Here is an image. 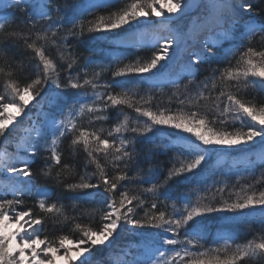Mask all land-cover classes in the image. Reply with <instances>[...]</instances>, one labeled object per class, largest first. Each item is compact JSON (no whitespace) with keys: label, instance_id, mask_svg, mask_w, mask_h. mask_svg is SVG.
Segmentation results:
<instances>
[{"label":"snow or ice","instance_id":"snow-or-ice-1","mask_svg":"<svg viewBox=\"0 0 264 264\" xmlns=\"http://www.w3.org/2000/svg\"><path fill=\"white\" fill-rule=\"evenodd\" d=\"M115 4L122 6L94 14ZM0 8L13 10L0 15V264H100L94 249H111L109 241L118 229L135 235L138 229L148 228L159 231L147 237L131 261L115 264H264V187H256L264 184V171L238 190L234 185L227 194L225 183L215 190L205 187L202 194L195 193V200L182 195L177 198L183 202L181 207L174 201L168 210L166 203L174 177L195 175L194 170L220 152H250L264 161V101L240 95L249 90L264 93V47L252 46L257 36L264 43V0H106L103 5L87 6L73 0H0ZM194 10L197 15L185 31L182 22ZM87 15L92 19H85ZM159 17L163 19H154ZM12 23L17 27H10ZM86 33L123 39L144 55L137 54L132 63L111 70L113 77L124 80L100 83L101 73L88 70L91 61L78 66L69 39L78 44ZM205 33L240 43L228 50L231 56H225L224 68L213 70L212 76L197 84L199 66L216 58L212 48L219 43L212 35L200 41ZM21 47L31 50L35 61L34 76L26 82L17 78L18 72L25 71L23 62L8 57L11 48ZM144 74H151V79ZM185 79L188 82L179 91ZM143 84L176 86L168 103L176 97L179 107L154 106L151 91L144 95L136 91ZM101 88L104 91H97ZM38 96L36 111L25 114ZM110 110L116 111L115 118ZM22 114L24 120L17 123ZM110 119L115 123L105 129L103 123ZM157 126L178 130L172 142L163 146L174 154L163 180L151 170L145 179L138 145L151 143L148 134L158 131ZM10 144L13 151L6 147ZM65 148L73 159L84 154L82 171L65 161ZM37 155L43 160L39 174L55 182L60 196L37 184L33 170ZM130 169L135 176L129 175ZM136 180L150 187L133 191L125 183ZM91 189L97 191H86ZM25 197L33 198L34 205L27 206ZM158 202L164 204L159 210ZM83 203L102 207L80 208ZM257 208L258 218L253 211ZM216 213H233L230 219L241 217L249 229L258 224L259 230L243 242H238L236 232L212 236L215 246L209 247L212 233L207 222ZM85 216L88 221L80 222ZM57 229L59 234H49ZM75 232L78 238H73ZM124 254L130 255L131 249Z\"/></svg>","mask_w":264,"mask_h":264},{"label":"trees","instance_id":"trees-1","mask_svg":"<svg viewBox=\"0 0 264 264\" xmlns=\"http://www.w3.org/2000/svg\"><path fill=\"white\" fill-rule=\"evenodd\" d=\"M80 0H73L74 3H78ZM122 4H115L113 8H104L100 7L95 10V15L106 14L108 11L115 10L116 7H120ZM13 10L11 9H3L0 8V15H8ZM85 19H92L91 15H87L84 17ZM190 18V17H189ZM186 18L182 23L184 26V30L187 31L188 27H190L191 20L195 17H191L190 19ZM10 27L15 28L17 27V23H12ZM23 27V25H20ZM70 41L74 44V51L76 52L79 60L80 67H83L86 61H91L89 66V72L95 71L101 73L100 83L110 82L112 80H124L123 77H113L111 75V70H114L119 64L120 67L132 63L136 59V55H144L143 50H137L129 47V45H125L120 42L121 39L104 35L101 33H94V34H85L78 44H75V41L70 37ZM216 41V40H215ZM214 41V42H215ZM239 39H222L219 40V43H216L215 47L212 48V51L216 53V58H213L211 61L207 63H203L199 66V71L197 72L196 81L197 84L200 81L205 80L206 77L212 76L213 70H217L216 65L221 61H225V56L229 53V49L234 48L235 46L239 45ZM262 44L259 36H257L253 42L252 46H257ZM243 49H241L242 51ZM49 54L55 56V50L50 49ZM239 53L236 54L238 56ZM33 53L31 50H25L22 47L20 49L11 48L8 52V57L10 60L14 61H22L25 71L18 72L17 78L21 82H26L27 80L31 79L34 76L33 65L35 61L32 59ZM235 56V57H236ZM103 69V71H102ZM218 75V72H217ZM144 76L148 79H151V74H144ZM61 80H64V73H61ZM187 80H181V87L179 91H183V85L187 84ZM145 86H149L148 84H143L139 88L136 89L137 92H140ZM166 88L165 90L168 91L169 96L172 95L173 92H177L176 86L172 84H163L153 89L155 92H158L159 89ZM120 89L117 88L115 91H119ZM193 93L195 92V87H191L190 89ZM0 91H3L2 88V79H0ZM48 91L45 88V92ZM74 92L75 90H70ZM91 89H88L89 95H91ZM97 91H104V89H97ZM44 93H41L43 96ZM174 98V97H173ZM84 102H90L88 98H83ZM36 100H40V97H36ZM35 112L36 109L33 108L32 110ZM129 112L130 115H134L131 113V110H126ZM203 111V109H201ZM110 115L115 118L116 111L110 110ZM115 123V119H110L109 121L103 123L105 129L110 128ZM84 124L87 127V120H84ZM96 127L100 126V122L95 125ZM10 131V130H9ZM14 137V133L12 134ZM148 136L151 138V143L145 141L142 144L138 145V149H141V155L139 156L140 161V168L143 170L141 175L148 179L150 178V172L156 174L159 177V180H163V171L164 166L161 159L162 153L166 152L167 150L163 147L164 145H168L172 142L173 135H165L160 131H154V133H149ZM3 138H0L2 140ZM67 141H65V145ZM11 145V144H10ZM10 145H6L8 148ZM151 150V154L149 153ZM173 153L171 151H167ZM174 154V153H173ZM65 161L68 163H73L76 165L77 171L83 170L84 164V154L78 153L76 157L73 159L69 157L67 149L65 148ZM103 162V160H102ZM43 167V160L42 157L37 155L35 158V162L33 164V170L37 173L35 179L38 185H46L51 192L55 193V196L61 195V189L49 178L44 177L43 175L39 174V169ZM203 169V170H202ZM201 170L195 173V175L191 174L186 176L187 178H183L179 184L174 189H169L171 199L166 201L168 210H170V206L174 201H177V207L182 206V201H178L177 198L181 197L182 195H191L192 199L195 200V193H201L205 187H210L212 190L215 188L224 187L226 183L228 187L225 189V194L228 191L232 190L234 185L237 186V190L239 185H243L246 183H251L254 178H259L262 171H264V161H261L255 156H252L247 159L237 160L231 164H223L218 163L217 157H213L210 163H207ZM92 168H89L91 171ZM109 172L111 169L109 168ZM130 176H135V171L129 170ZM73 180L76 177H72ZM128 184V187L133 191H139L143 188L150 187V184L143 183L140 180H136L133 182H125ZM88 192H96L97 190L91 189L86 190ZM69 195L68 193H64V196ZM55 196L53 197L55 199ZM8 198H12L8 196ZM146 199L150 200V196L146 197ZM164 200V197H161V201ZM64 203H69L66 199L63 201ZM25 203L27 206H33L35 200L31 197H25ZM135 203V202H134ZM148 205L146 204L145 207ZM80 208L84 209H92L97 207H102V205L98 204H90V203H83L79 205ZM160 207H164V204H160L158 202V210ZM139 215H142V211L137 209ZM248 212V211H245ZM69 214L71 211H69ZM255 217H259L258 212H254ZM235 216L233 213H216L212 214V217L208 220V225L211 228V235L209 237L208 245L209 247L215 246L212 242V236L218 234H224L228 232H236L240 234L243 232L248 226L242 222L241 217H236L235 220L230 219L231 217ZM96 223H99V216L95 217ZM88 221V217H82L80 222L86 223ZM257 225L253 224L252 226ZM95 226V225H94ZM68 231L66 227L64 229ZM218 230H222V233H218ZM157 229H138L135 235L121 233L119 229L117 233L111 238L109 243L113 245L110 249L107 246H97L94 249L95 258L100 261V264H115L116 261H123L131 259L141 250V246L147 242V237L150 234L156 233ZM52 234H59V229ZM73 238H78L79 233L75 232L72 233ZM182 238V237H181ZM129 249H131L130 255H125L124 253H128Z\"/></svg>","mask_w":264,"mask_h":264},{"label":"rangeland","instance_id":"rangeland-1","mask_svg":"<svg viewBox=\"0 0 264 264\" xmlns=\"http://www.w3.org/2000/svg\"><path fill=\"white\" fill-rule=\"evenodd\" d=\"M105 2H106V0H80L78 3L83 4L84 6H87L90 3H96V4H99V5H103ZM196 15H197V12L194 10L190 14V18L191 17H195ZM154 19L160 20L162 18H154ZM162 34H164V33H162ZM208 35H212L213 41L214 40H217L216 39L217 37H215L211 33H208V34L201 35L200 41H203V39L205 38V36H208ZM120 42L123 43V44H125V45H128V43L125 40H123V39H121ZM173 47H175V46H173ZM200 47H201V44L199 43V48ZM254 47H257V48L264 47V43H262L260 45H257V46H254ZM227 56H231V53L229 52L227 54ZM238 58H239V55L236 56V57H233L232 58V63L235 64V61ZM226 64H227V61L226 60L225 61H221L220 63H218L216 65L217 70L224 68L226 66ZM165 89L166 88H162V89H159L158 92H155V90L153 88H149V86H145L138 93L140 95H144L145 92L151 91V93L155 97L154 106L158 104L160 107H172V108L179 107L178 102L176 100V97L173 98V103L172 104H169L168 103L169 94H168V91L165 90ZM240 95L243 96V97H245L246 99H252L253 97H255V99L258 100V101H264V93H257L255 91L249 90L246 94L242 92ZM36 102H37L36 99L33 100L32 102H30V104L28 105V107L25 109V114L29 113V111L32 110V106L34 104H36ZM25 114H22L20 117L17 118V123H19L20 121L24 120V115ZM217 126L219 127V125H217ZM15 127H16V125L14 124V125L10 126V129L9 130L11 131V129L12 128H15ZM157 128L159 129L158 131L162 132L165 135H173V134H175L178 131V130H175V129H171L168 126H157ZM21 135H23V134L21 133ZM182 135L185 136V137H189L191 140H195V137H192L191 134L182 133ZM15 136H16V133L14 132V137ZM184 142L185 141H181V143H184ZM204 147H208V146H204ZM216 147H219V146H216ZM8 150L9 151H13L14 150V144H11L8 147ZM172 155H173V153H170V152H167V154H165V152H164L161 155V159H162L163 166H164L163 176L166 175L168 168L171 167L170 157ZM252 156L257 157L255 154H252L250 152L223 151V152L218 153L214 157H217L218 163L231 164V163L236 162L237 160L247 159V158H250ZM206 164H202L201 167L198 168V169H196V170H194V172L195 173L198 172ZM191 174H193V173H187V174H185V176L174 177L173 180L169 182V186H168L169 189H174L184 177L189 176ZM0 180H2V177H0ZM256 187H257V189H260V188L264 187V184H258V185H256ZM9 196H11V195H9ZM245 211H249V210H245ZM253 211L254 212H258L260 214L259 208L255 209ZM258 230H259V225L258 224L252 226L251 229L246 228L243 232H241L239 234V241L238 242H243L244 240L250 239L255 234V232L258 231Z\"/></svg>","mask_w":264,"mask_h":264},{"label":"bare ground","instance_id":"bare-ground-1","mask_svg":"<svg viewBox=\"0 0 264 264\" xmlns=\"http://www.w3.org/2000/svg\"><path fill=\"white\" fill-rule=\"evenodd\" d=\"M159 18H162V17H159ZM163 19V18H162ZM165 35L167 34V33H164ZM205 34H208V33H205ZM196 49L198 50L199 49V42L196 44Z\"/></svg>","mask_w":264,"mask_h":264}]
</instances>
